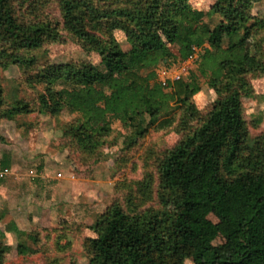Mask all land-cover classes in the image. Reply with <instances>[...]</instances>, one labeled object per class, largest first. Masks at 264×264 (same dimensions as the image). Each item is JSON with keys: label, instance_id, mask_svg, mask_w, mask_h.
Instances as JSON below:
<instances>
[{"label": "trees", "instance_id": "16d2710c", "mask_svg": "<svg viewBox=\"0 0 264 264\" xmlns=\"http://www.w3.org/2000/svg\"><path fill=\"white\" fill-rule=\"evenodd\" d=\"M61 10L65 27L101 60L50 64L31 81L44 86L40 111L77 115L65 133L84 148H93V137L108 133L113 122L135 136L155 124L168 126L175 107L187 104L200 89L201 77L215 89L230 83L199 116V125L159 163L162 183L176 189L175 209L130 214L113 204L95 223L97 237L87 241L88 264H264V137L250 142L241 91L232 86L258 65L247 52V40L253 27H264V22L251 21V1L216 0L207 13L190 0H141L118 8L61 0ZM213 13L222 16L214 25L206 20ZM92 21L106 32L88 28ZM115 29L125 31L128 49L112 35ZM61 37L50 23L21 20L15 0H0L4 67H33L37 57L26 53ZM195 48L197 69L164 84L157 68L187 59ZM33 111L23 100L9 105L0 83V119ZM9 164L4 159L1 168ZM219 234L224 242L217 245ZM10 249L0 238V263Z\"/></svg>", "mask_w": 264, "mask_h": 264}, {"label": "rangeland", "instance_id": "374dc122", "mask_svg": "<svg viewBox=\"0 0 264 264\" xmlns=\"http://www.w3.org/2000/svg\"><path fill=\"white\" fill-rule=\"evenodd\" d=\"M93 1L100 8H118L141 0ZM250 1L251 21L264 22V0ZM190 2L208 13L216 0ZM15 6L21 20L50 23L62 37L26 53L37 57L33 67H4L5 60L0 58V83L9 105L23 100L34 108L14 119H0V170L2 160L10 161L9 172L0 180V238L11 247L0 264H88L87 241L97 237L95 223L113 204L130 214L175 209L176 189L162 183L159 163L199 125V116L227 92L230 83L225 81L215 89L201 77L200 89L189 95L187 104L175 107L168 126L155 124L145 135L135 136L120 122H113L108 133L93 137V148H84L65 133L77 115L66 110L56 114L40 111L39 95L44 86L31 78L50 64H97L101 56L65 27L61 0H15ZM221 19L218 13L206 17L212 25ZM90 24L88 28H98L96 33L106 32L99 23ZM112 35L124 49L130 47L124 30L115 29ZM247 52L258 65L232 81V86L240 88L249 140L254 142L264 137V27H253ZM171 65L161 64L158 77ZM196 69L194 62L189 72ZM191 105L198 115H193ZM209 218L218 222L214 214ZM223 242L220 234L214 239L217 245ZM186 264L194 263L188 260Z\"/></svg>", "mask_w": 264, "mask_h": 264}, {"label": "built area", "instance_id": "2783aa9c", "mask_svg": "<svg viewBox=\"0 0 264 264\" xmlns=\"http://www.w3.org/2000/svg\"><path fill=\"white\" fill-rule=\"evenodd\" d=\"M198 49L195 48V52L191 54L187 59L185 60H180L174 65H171L167 69H162L160 74H159V79L166 84L168 80H179L186 76L191 67L193 66V63L195 60L198 58ZM9 172V168L5 167L0 170V178H3L7 173ZM59 175H62L59 173Z\"/></svg>", "mask_w": 264, "mask_h": 264}]
</instances>
